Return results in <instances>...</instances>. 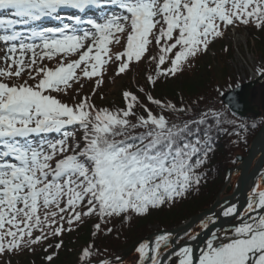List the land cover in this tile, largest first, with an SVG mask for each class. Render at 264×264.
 I'll use <instances>...</instances> for the list:
<instances>
[{
  "label": "snow or ice",
  "instance_id": "snow-or-ice-1",
  "mask_svg": "<svg viewBox=\"0 0 264 264\" xmlns=\"http://www.w3.org/2000/svg\"><path fill=\"white\" fill-rule=\"evenodd\" d=\"M66 12L78 14L65 18ZM241 25L264 30V0H0L3 264L56 238L44 248L53 249L45 257L51 264L63 245L60 237L86 218H98L94 228L100 232L115 218L125 222L132 215L172 210L200 194L207 183L201 169L220 134L246 142L245 134L258 126L255 117L249 125L223 111L200 110L202 98L180 107L145 94L159 110L154 113L128 91L122 94L125 107L115 110L98 108L90 96L69 105L52 93L76 96L73 82L98 78L95 95L103 83L101 70L112 60L109 45L119 43L117 33L128 31L126 52L116 55L122 61L116 75L133 60L138 63L150 45L158 47L147 57L155 62V75L147 77L154 86L185 71L190 58ZM76 54L78 59H68ZM57 57L55 69L41 66ZM259 75L264 79V67ZM233 95L235 115L240 99ZM189 112L191 118L184 119ZM258 175L243 207L225 202L182 236L161 231L139 242L134 264H264V174ZM96 254L93 246L84 248L80 264H125L121 257L93 262Z\"/></svg>",
  "mask_w": 264,
  "mask_h": 264
},
{
  "label": "trees",
  "instance_id": "trees-1",
  "mask_svg": "<svg viewBox=\"0 0 264 264\" xmlns=\"http://www.w3.org/2000/svg\"><path fill=\"white\" fill-rule=\"evenodd\" d=\"M238 28L247 29L252 39H254L253 41L261 46L260 49L264 51V30H258L253 26L243 25ZM228 30L229 28L224 31L223 37L216 39L209 46V50L205 54L195 59L190 58L191 66L187 67L185 71L178 74L176 77H169L167 80L161 78L154 86L147 82V77L149 75H155V62H149L147 60L148 56L158 53V47L154 44L149 46L150 51L146 52L138 63L133 60L124 73L116 75V70L122 62L116 59V55L125 52V45L127 44L126 36L122 44L114 47L110 55L112 56V60L101 70L103 73V83L96 88L95 95L91 94L95 88V80L98 78H93L92 80L82 78L79 84L73 82L74 87L71 91L78 90V95L76 96H73L71 92L69 95H64L63 93L52 94L69 105L74 102H79L80 97L90 96V101L98 108L115 110L125 107L122 94L128 91L135 94L138 99L143 104L147 105L154 113L159 110L155 105L147 101L145 94H149L155 99L177 104L180 107L186 104L191 105L196 102L197 98H202L198 104V109L207 110L211 108L215 111H223L228 114L229 118L238 119L239 121V119L242 118L233 115L222 103L221 94L219 92L220 88L228 90L235 86L233 77L229 76V68L227 65V62L231 60L233 55L232 47L228 46L225 42L224 36ZM211 49H214L217 55L216 61L210 60L209 51ZM225 49H227V51ZM124 59H126V56ZM58 61L59 59L52 61L45 59L41 66L54 69L57 67ZM215 65L222 66L220 77L218 78H222L221 83H218L217 78L213 79L212 77L214 76L209 74L212 70L218 69ZM166 66L167 64L163 67ZM129 73H131L130 77L127 76L125 80L116 84L120 78L129 75ZM133 73H136V78L133 76ZM39 78L40 77H37V80ZM28 82L29 84H34L36 81L29 80ZM81 84L83 87L80 86ZM141 88L144 89L143 92L140 91ZM137 111L140 112V114H144L143 109L139 107ZM191 116L192 113L189 112L184 119H190ZM253 117L255 116H248L244 119L251 125ZM255 118V122L258 126L256 129L250 130L245 134L246 142L241 141L240 143H234L233 141L236 140L235 136H228L223 133L220 134L219 139L215 142L213 152L209 154L207 164L201 169V171L207 172V183L202 187L200 194L172 210L156 211L146 217H137L130 214L132 215V219L125 222H121L119 218H115L107 225L102 224V230L100 232H96L94 228V225L99 222L98 218H86L85 223L80 224L78 227L74 224L72 226V231H67L60 237V239L63 240V245L51 264H80L82 250L89 245L93 246L94 252L98 249L100 253L91 257L93 262L112 258L138 242L143 241L155 232L174 229L185 223L191 217L210 208L215 203L226 184L228 170L237 166L238 155H247L251 142L262 127L263 122L261 118L263 117ZM171 119L178 120L175 116H171ZM225 127L227 126L225 125ZM213 136H216L215 132H213ZM108 228H111L112 231L108 232ZM56 242H58L56 238L50 239L44 243L43 247L35 246V252L30 250L25 251L23 254L13 256V259H17V264H49V262L45 260V257L50 254L53 249H48V252H45L44 248H46L48 244ZM0 264H3L2 260H0Z\"/></svg>",
  "mask_w": 264,
  "mask_h": 264
},
{
  "label": "water",
  "instance_id": "water-1",
  "mask_svg": "<svg viewBox=\"0 0 264 264\" xmlns=\"http://www.w3.org/2000/svg\"><path fill=\"white\" fill-rule=\"evenodd\" d=\"M263 80L264 79L259 77L255 81L246 82L245 84L239 85V87H235L234 89H230L229 91L223 93V95H221V100L223 104L226 105L228 109L231 111L232 106L229 103V101L233 100L234 98L233 94H238L240 99V104H238L236 107L240 111L237 112L235 115L240 118H246L248 115H255L259 117L260 116L259 107L252 104V102L250 101V96H251V92L255 89V87ZM225 97L227 99H225ZM262 129H264V122L261 130L259 131L255 139L251 143L248 154L246 156L238 155L237 166L235 168H230L227 172L226 175L227 176L226 185L228 186L227 192L232 191V186L230 185L231 180L236 177L238 178L236 185L233 189V193L230 196L224 197L223 199L218 197L215 203L209 209H206L202 213L191 217L184 224L180 225L176 229L167 230V231H171L177 236H182L185 230L191 229L195 224L199 222V219L203 214L211 213L212 211L218 213L220 211L218 208L220 207L221 204L229 201L236 202L241 207H243L246 204L248 191L253 186L254 181H256V179L259 177L258 173L263 174L262 168L264 166V130ZM221 219L222 221L224 220V218ZM224 227L225 228L228 227L227 222L224 223ZM154 236L155 234L150 235L145 239L152 240ZM204 238L205 237L202 236L201 240ZM138 243L131 246L129 249H126L123 252V255L130 256L131 254H133L135 252V247L138 245ZM187 243H191L195 247L197 241H187Z\"/></svg>",
  "mask_w": 264,
  "mask_h": 264
},
{
  "label": "rangeland",
  "instance_id": "rangeland-1",
  "mask_svg": "<svg viewBox=\"0 0 264 264\" xmlns=\"http://www.w3.org/2000/svg\"><path fill=\"white\" fill-rule=\"evenodd\" d=\"M128 31L126 30L125 33H117L116 35L119 37V43H116L115 40H113V42L109 45L110 48V52L109 55H111L113 49L115 46L120 45L121 43L124 42V37L127 36ZM225 42L228 46L232 47L233 49V55L231 57V60H229V62H227L228 65V72H229V76L233 77V80L235 81V86L231 87L234 88L237 85H242L245 84L248 81H252L254 79H256L259 76V69L261 67H264V51L261 50V46L257 45L252 39L250 32L247 29H231L229 30L227 33H225ZM127 47L125 48L126 51ZM83 51V50H81ZM1 56H0V61H2V58L4 57V51L3 48L0 52ZM209 55H210V60L212 61H216V53L214 51V49H211L209 51ZM79 54L70 56L68 59L72 60V59H78ZM60 58V57H58ZM214 58V59H213ZM106 59V57H105ZM0 66H3L0 64ZM216 70H212L211 73L214 78H217V82L221 83L222 78L218 79L220 77V73H221V65H215ZM210 70V69H209ZM79 70H77V75L80 74V72H78ZM136 72V71H135ZM136 73H133V76L136 78ZM131 73H129V75L123 76L122 78H120L119 81L116 82L119 83L122 80H125L128 77H130ZM212 79V80H213ZM262 88L261 86H258L256 90L253 91L252 93V98L251 101L253 104H256L260 107V117L264 118V104H263V95H262ZM229 90V89H228ZM226 89H222L220 88L219 92L224 93L226 92ZM262 99V100H261ZM264 170V168H263ZM237 177L233 178L231 181L230 185H234L235 182L237 181ZM227 188L228 186L225 185L224 188L222 189L221 193L219 194L220 198L226 197V196H230L232 191L227 192ZM197 225L193 228H196ZM192 228V229H193ZM158 232V231H157ZM156 233V232H155ZM154 233V234H155ZM186 240L185 239H180L178 241L179 244H183L185 243ZM119 254V253H118ZM117 254V255H118ZM11 263H15L17 264L18 261L17 259H13V256L10 257Z\"/></svg>",
  "mask_w": 264,
  "mask_h": 264
},
{
  "label": "flooded vegetation",
  "instance_id": "flooded-vegetation-1",
  "mask_svg": "<svg viewBox=\"0 0 264 264\" xmlns=\"http://www.w3.org/2000/svg\"><path fill=\"white\" fill-rule=\"evenodd\" d=\"M258 86H261V87H263L262 88V95H263V104H264V80L263 81H261L257 86H256V89H257V87ZM255 89V90H256ZM253 93V92H252ZM252 93H251V97H250V99L252 98ZM253 96H254V93H253ZM262 100V99H261ZM264 173V172H263ZM137 255H138V253L135 251V253L133 254V256L131 255V256H125V255H119L118 257H121V258H123V260L125 261V264H134V262H135V260H136V257H137Z\"/></svg>",
  "mask_w": 264,
  "mask_h": 264
}]
</instances>
